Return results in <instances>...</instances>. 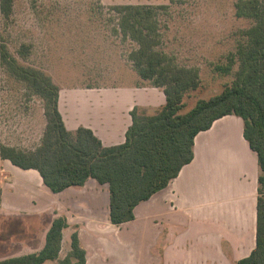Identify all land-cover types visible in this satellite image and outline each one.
I'll use <instances>...</instances> for the list:
<instances>
[{
  "label": "trees",
  "instance_id": "1",
  "mask_svg": "<svg viewBox=\"0 0 264 264\" xmlns=\"http://www.w3.org/2000/svg\"><path fill=\"white\" fill-rule=\"evenodd\" d=\"M14 2L0 0L4 17L11 16ZM236 6L238 15L252 17L255 24L247 31L251 36L249 43L238 52L235 80L220 94L198 101L186 114L180 113L184 95L199 87L200 77L196 69L174 64L161 49V6L145 3L111 6L117 14L119 32L136 43L129 55L134 68L153 86L163 88L166 103L156 115H141L136 106L131 112L132 123L125 141L110 146L104 145L88 127L68 130L58 109L59 89L51 75L22 64L0 41L2 63L43 95L47 116L39 147L25 150L0 143V158L24 169L38 170L43 183L53 192L83 186L90 178L108 184L110 220L120 225L133 220L136 206L165 188L194 159L199 132L211 128L225 115H238L244 122V137L257 153L260 173L256 246L235 264H264V0H238ZM31 49L23 43L19 53L26 58ZM68 226L65 215L56 216L41 250L0 259V264H43L56 259L58 264H86L87 250L78 229L71 234V251L59 258L63 231Z\"/></svg>",
  "mask_w": 264,
  "mask_h": 264
},
{
  "label": "crops",
  "instance_id": "2",
  "mask_svg": "<svg viewBox=\"0 0 264 264\" xmlns=\"http://www.w3.org/2000/svg\"><path fill=\"white\" fill-rule=\"evenodd\" d=\"M97 1L121 4L115 0ZM165 102L162 87L90 85L74 88L66 95L61 89L59 109L68 129L88 127L104 145L110 146L125 141L136 106L157 107ZM243 129V119L228 114L199 132L194 159L165 188L140 202L133 220L120 225L110 220L108 184L90 178L83 186L53 192L43 183L38 170L24 169L2 158L0 211L8 216L39 215L48 209V195L60 197L57 207L67 210H63L69 222L67 228L78 225L87 250L86 264H235L254 249L257 233L260 169L257 153L244 137ZM70 207L95 213L104 210L105 221H99L100 215L96 214L72 221ZM67 228L63 231L60 259L72 248L68 240L63 254ZM45 240L46 235L39 250ZM48 261L58 264L57 259Z\"/></svg>",
  "mask_w": 264,
  "mask_h": 264
},
{
  "label": "rangeland",
  "instance_id": "3",
  "mask_svg": "<svg viewBox=\"0 0 264 264\" xmlns=\"http://www.w3.org/2000/svg\"><path fill=\"white\" fill-rule=\"evenodd\" d=\"M115 1L161 6V49L174 64L192 67L200 77L199 87L185 93L181 114L189 113L198 101L220 94L234 82L239 69L238 52L249 43L247 31L255 24L252 17L237 14L238 0ZM111 6L97 0H15L9 18L0 8V41L22 64L51 75L59 97L61 89L66 95L74 88L90 85L153 86L134 68L129 55L136 43L119 32L117 14ZM23 43L32 47L26 58L19 53ZM165 103L139 108V114L156 115ZM45 104L43 95L16 77L0 56V142L25 150L39 147L47 125ZM48 196V209L39 215L8 216L0 211V259L39 250L52 219L66 216L67 210L57 207L60 197ZM72 208L68 211L72 221L93 214L105 221L104 210L95 213ZM77 226L65 230L63 254Z\"/></svg>",
  "mask_w": 264,
  "mask_h": 264
}]
</instances>
